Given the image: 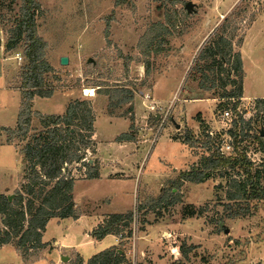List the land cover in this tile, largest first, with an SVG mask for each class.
<instances>
[{
    "label": "rangeland",
    "instance_id": "374dc122",
    "mask_svg": "<svg viewBox=\"0 0 264 264\" xmlns=\"http://www.w3.org/2000/svg\"><path fill=\"white\" fill-rule=\"evenodd\" d=\"M37 2L39 7L34 10L36 35L45 43L44 59L52 68L42 77L44 87L52 88L53 93L49 96L52 99L41 97L34 105L32 99V111L63 114L69 102L86 100L90 103L94 119L98 117L96 127L99 139L118 130H125L124 133L133 137L141 135V140L150 131L148 136L152 138L151 145L150 142L144 143L149 145L142 151L145 171L139 184L137 181L135 184L118 181L110 185L105 182L97 183L91 189L93 198L104 194L112 186L131 194L117 196L110 207L93 200L87 206L132 211L131 225L129 221L123 222L124 227L121 226L119 233L127 235L131 229V240L138 229L143 234L142 230L160 224L157 237L167 249L166 253H175L177 259L186 264H264V200L245 202L226 198L231 177L247 178L243 167H224L211 172L202 182L183 181L174 186L172 181L180 174L185 155L167 140L182 138L188 129L182 116L184 100H199L191 103L186 110L192 126L197 119L196 116L193 118L197 109L212 117V125L207 124L205 130L220 129L219 113L225 107H231L235 119L234 129L230 131L235 148L232 156L243 154L251 162L250 175L259 171V185L264 188V138L259 139V133L264 132V101L259 100L264 98V0ZM20 5L21 0H0V74L4 75L0 76V126L14 127L16 124L21 73L28 65L24 55L26 41H20L12 50L5 48L8 38L14 35ZM150 31L152 35L154 31L160 33L150 40ZM220 36L229 39L232 50L230 57L225 54L227 50L224 48V61L217 54L214 58L206 57L205 51L206 47L215 45ZM233 53L240 56V71L232 68ZM61 56L68 57L67 64H60ZM7 81L13 89L7 87ZM168 83H173L171 99L162 103V107L167 109L160 113L162 119H155L152 107L153 104H160L153 101L144 104V97L149 94L152 99L155 95L153 86L157 85L156 91H160ZM238 86L241 88L237 90L241 91L239 96H221ZM87 88H92L93 95H85ZM123 89L131 90L133 97L127 102H117L122 97L117 98V94H122ZM65 99V109L59 113ZM108 116L122 123L112 124L107 129L109 123L105 117ZM170 116L174 122L169 119ZM176 125H180V131L175 128ZM41 129L39 118L32 115L25 139L14 136L8 141L7 132H0V192L10 196V201L15 198L26 165L22 148L31 140V135ZM189 129L197 139L194 144L187 143L189 151L196 156V163H189L190 169L192 166L199 167L204 159L219 151L213 142L219 143L220 140L218 135L206 137L201 126ZM93 136L94 133L84 160H91L90 163L98 160L94 154L96 142ZM106 152L107 149L101 146V153L105 155ZM159 156L169 162L165 164L167 175L161 184L156 174L162 165L158 161ZM78 166L79 163L67 166L75 180L82 178L84 172L83 169L78 170ZM173 166L178 170H172ZM81 187L77 188V198L83 200L79 195ZM137 195L139 201L136 202ZM176 199L178 201H174ZM22 205L25 206V200ZM81 205L79 209L83 207ZM1 218L0 215V222ZM28 219L29 215H26L18 234L13 235L8 243L0 245V264H78L76 255L64 254L68 259L63 261L56 246L49 252L48 246L35 248L31 240H26L19 250L17 241L27 227ZM66 226L64 222L58 225L51 222L44 236L45 241L54 246V238H58L61 229ZM0 227L3 224L0 223ZM73 239L80 254L91 255L94 243L85 242L82 230ZM125 242L128 243L127 240ZM184 246L193 247L186 258L180 252V247ZM117 247L128 250L127 245ZM129 260L132 261L131 256ZM132 262L152 264L147 256L135 258Z\"/></svg>",
    "mask_w": 264,
    "mask_h": 264
},
{
    "label": "trees",
    "instance_id": "16d2710c",
    "mask_svg": "<svg viewBox=\"0 0 264 264\" xmlns=\"http://www.w3.org/2000/svg\"><path fill=\"white\" fill-rule=\"evenodd\" d=\"M118 1L123 2L124 0ZM38 7L37 0H21L20 17L14 26V35L8 38L5 43L6 50H12L20 41H26L24 55L28 65L21 73L20 105L16 124L14 127L0 126V132L2 130L7 132L8 141H11L14 136L25 139L29 132L32 115H36L42 125V129L31 135V140L27 141L22 148L21 152L26 165L19 189L15 192V198L10 201L8 196L0 193V215L2 216L0 223L3 224V227H0V245L8 243L13 235L18 234L23 220H25L26 215H29L27 227L17 241L19 250L26 240L35 243V248L41 249L45 246L41 242V234L50 218L78 216L79 212L75 208L72 197L75 177L68 170V165L79 163L77 169L84 168L81 176L85 178L99 177L98 160H93L92 163L84 161L94 133L95 119L89 102L73 100L68 103L63 114H41L38 111H32L31 105L34 96L49 97L53 93L52 88L44 87L42 77L44 72L52 68L44 59L43 47L45 43L36 35L34 10H37ZM159 33L160 31H154L152 35L150 31L148 38L152 40ZM229 45V39L220 36L215 45L205 48L206 57L214 58L217 54L220 60L224 61L225 55L222 53L224 48L227 50L225 54L230 55L232 53ZM233 54L234 67L232 68L240 71L242 64L240 56L238 53ZM237 90H241L240 86L237 89H230L228 93L221 96L237 97L241 92ZM120 95L122 97L117 99V102H127L133 97L131 90L126 89L122 90V94L118 93L117 98ZM259 100L263 102L264 98H259ZM196 117L200 121L202 132L205 133L202 120L199 119L198 114ZM205 136L207 137L206 133ZM133 138L132 135L125 132L119 135L117 140H132ZM263 138L264 135L260 132L259 139L263 140ZM196 140L191 130L186 129L182 141L190 145L194 144ZM202 164L199 167L198 165L197 167L192 166L186 171H181L172 181L173 185L179 186L183 181L199 183L204 181L211 172H217L224 167L235 168L236 165H240L243 167V174L247 178L240 180L237 177H231L226 189V198L228 200L242 199L245 202L254 199L264 200V188L259 185V171H256L253 176L250 175L251 162L243 154L224 156L217 151L204 159ZM24 200L25 206L22 205ZM174 201H178V199ZM132 214V211L109 214L101 224L93 229L92 235L97 239L106 234L119 235L121 226L124 227L123 222L132 221ZM131 235L132 231L129 229L127 235L121 236L128 239ZM191 248L193 247H180V252L184 258ZM23 257L25 258L24 254ZM76 258L78 264H82V258L79 255H76ZM126 262L132 264L124 251L119 252V247L112 246L92 255L86 264H125ZM169 264L186 263L178 259Z\"/></svg>",
    "mask_w": 264,
    "mask_h": 264
},
{
    "label": "crops",
    "instance_id": "0c3cea01",
    "mask_svg": "<svg viewBox=\"0 0 264 264\" xmlns=\"http://www.w3.org/2000/svg\"><path fill=\"white\" fill-rule=\"evenodd\" d=\"M0 76H4V75L0 74ZM7 84H8V81H7ZM7 87L12 88L9 84ZM156 88H157V85H154L153 93L155 95L152 97V99L151 97H149V94H148V97L146 96L144 97L143 103L146 104L147 101L150 103L153 101L156 104H160L161 106L160 105L159 106L160 108H162L161 111L158 113L157 111L155 112L153 109L152 112L155 114V119L157 118L162 119L163 115L161 116L162 114L161 112L167 110L162 107L163 106L162 103H165L171 99V96L173 93V90H172L173 83L166 84L164 89L160 91H156ZM14 89L18 90V88H14ZM65 96L66 95H62V98H66ZM40 98L41 97L35 96L33 98V105ZM42 99L49 100L52 98L43 97ZM195 101H199V100L186 99L183 101V106H182L183 123L188 126V129L193 128V127L199 128L200 126V121L198 120L197 117H196L197 118L196 120L194 119L195 125L192 126L191 121H189L190 119L188 120L186 116L187 107H189L191 103ZM65 103H66V99L64 101V104H62V110L59 113H62L64 111ZM153 106L155 107L156 105L153 104ZM197 114L199 115V119L202 120L203 126L205 128L208 126L207 124L212 125V122H210L212 117L207 115L205 111H202L200 109L195 110L193 118L197 116ZM105 118H106L105 121L109 123L107 124L108 126L107 129H109V126H111L112 124L122 123L119 121H116V122L113 121L112 117L110 116L105 117ZM97 119L98 117H96V120L94 121L95 132H94L93 139L96 142V147L94 149L95 158L100 161L99 177L98 178H85L84 176H82V178L75 180L73 190H72V197H73L74 205L76 209L77 208L79 209V206L81 204H83V207L82 208L80 207L81 209L78 210L79 213H78V216L76 217L68 216V217L50 218L47 221L44 230L42 231L41 242L45 244L46 246H48L47 248L49 249V252L55 249V246H56V249L59 252H61V256L64 254H68L71 257L75 255H79L82 258V264H86L88 258H90L95 253H98L112 246H122V245L123 247L127 245L128 250H125L124 248L122 249L119 247V252L124 251L127 258H130L131 256V259H135V258L138 259L139 257L147 256V258L150 261H152V264H169L170 262L174 260H178L177 259L178 255H175V253H172V252L166 253L167 249L165 250L164 249L165 246L162 244V242L158 240L157 236H158V232H159L158 230H159L160 224L157 225L156 227L150 226L148 227L149 229L142 230L143 234H140L139 233L140 229H138L137 230L138 232L134 235L135 238L133 240L129 238L126 239L122 237L121 235H116V234H106L104 237L100 239H97L92 235L93 229H95L98 224H101L104 221V219L108 217L109 214L125 213L126 209L114 211L113 208H110L108 210H103L102 208L101 210V208L97 209L96 206H94L93 208V205L88 207L87 205L89 204V202L93 200V202H101L102 205L105 203L106 205H109L110 207V205L114 201V198H116L119 195L123 196L124 194H127L130 191L118 190L112 186V188H108L104 192V194L100 195L97 198L96 197L93 198L91 194L92 192L91 189H93V187L96 186L97 183H105V182L110 185L118 181H130V182H133L134 184L137 181V184H139L142 178V174L145 171V168H143V165H142V161H143L141 157V155L143 154L142 151L149 145L148 144L145 146L144 143L150 142V145H151V141H152V138L148 136L150 134V131L146 133L147 135L145 136V138H143V140H141V135L135 136L132 140H128V139L117 140V137L121 135L122 133H124L125 130H121V131L118 130V132L116 131L110 135L104 136L103 138L99 139L97 127H96ZM169 119L172 120L174 118L170 116ZM175 128H178L179 131L181 130L180 125H176ZM158 137L155 139V142L153 145H155V143L157 142ZM167 140L174 144L172 146H178L180 151L183 152V154L185 155V162H184L185 164L183 167H180L181 171L188 170L189 163L191 165H194V163H196V156H194L189 151L190 147L188 146V144L182 141L181 137H178L176 139L167 138ZM4 144L12 146L11 144H8V143H4ZM101 146L107 149V152L105 155L101 153ZM158 161L162 165H160V168H158V171L156 174H158L157 177L160 179L157 181H159V184H161L162 180L165 178V175H167V173H165L166 171L165 164L169 162L163 159L162 156L158 157ZM172 170H178V167L173 166ZM83 171H84V168H83ZM174 172L175 171H173V173ZM79 185L83 186L80 188L81 191L79 193V195L83 197V200H80L79 198H77V192H78L77 188ZM138 198H139V195H137L136 202L139 201ZM132 205L133 204H131L129 208H131ZM51 222H56L57 225L60 224L61 222H64L67 225L65 228L61 229V235L58 238H54V241H53L54 246L46 242L44 238L47 232V228ZM128 224L129 226L131 225L130 222ZM81 230H82V235H84V238H86L87 240L85 242H88L89 244L94 243L91 255L90 253L87 256L82 255L76 249L77 245L74 243L73 238H74V235L78 234V231H81ZM166 232L169 233L168 230H166ZM125 240H127L128 243H126ZM124 242L126 243V245ZM78 244H81V243H78ZM50 246L51 248H49ZM197 248H200V247H197ZM173 249H175V251L177 250L175 247ZM71 251L72 253H68ZM172 255L174 256V259ZM262 261L264 262V260Z\"/></svg>",
    "mask_w": 264,
    "mask_h": 264
},
{
    "label": "built area",
    "instance_id": "2783aa9c",
    "mask_svg": "<svg viewBox=\"0 0 264 264\" xmlns=\"http://www.w3.org/2000/svg\"><path fill=\"white\" fill-rule=\"evenodd\" d=\"M20 58H21L20 56L17 57L18 60H20ZM152 109H155L157 112H160V107L157 105L155 107L153 106ZM234 121L235 119L233 115V109L231 107H225L219 113V123H221L220 129H212V128L209 129L208 128L205 130L207 137L212 138L218 135L220 142L217 143L215 141L213 143L218 146V150L221 155L231 156L232 154H235V148H234L233 137H232L233 135L230 132L232 129H234ZM48 264H51V263H48Z\"/></svg>",
    "mask_w": 264,
    "mask_h": 264
},
{
    "label": "water",
    "instance_id": "95a60500",
    "mask_svg": "<svg viewBox=\"0 0 264 264\" xmlns=\"http://www.w3.org/2000/svg\"><path fill=\"white\" fill-rule=\"evenodd\" d=\"M187 7H189L188 4H186ZM68 63V57L67 56H61L60 57V64H67ZM261 134H264V132H261ZM9 200H10V196H8ZM226 232L228 231L227 229L225 230ZM61 259L63 261H66L68 259V257L66 255H62Z\"/></svg>",
    "mask_w": 264,
    "mask_h": 264
},
{
    "label": "bare ground",
    "instance_id": "6f19581e",
    "mask_svg": "<svg viewBox=\"0 0 264 264\" xmlns=\"http://www.w3.org/2000/svg\"><path fill=\"white\" fill-rule=\"evenodd\" d=\"M92 92H93L92 88L85 89V95L91 96V95H93Z\"/></svg>",
    "mask_w": 264,
    "mask_h": 264
}]
</instances>
